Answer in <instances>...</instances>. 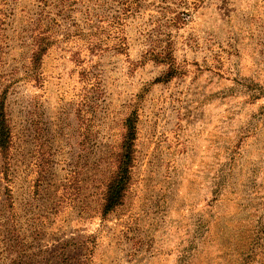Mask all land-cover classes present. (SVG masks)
Listing matches in <instances>:
<instances>
[{
	"label": "rangeland",
	"instance_id": "obj_1",
	"mask_svg": "<svg viewBox=\"0 0 264 264\" xmlns=\"http://www.w3.org/2000/svg\"><path fill=\"white\" fill-rule=\"evenodd\" d=\"M0 108V264H264V0H0Z\"/></svg>",
	"mask_w": 264,
	"mask_h": 264
},
{
	"label": "trees",
	"instance_id": "obj_2",
	"mask_svg": "<svg viewBox=\"0 0 264 264\" xmlns=\"http://www.w3.org/2000/svg\"><path fill=\"white\" fill-rule=\"evenodd\" d=\"M8 141H9V128L6 124L4 112L2 108H0V150H4L8 147ZM124 172L128 173L127 167L125 168ZM121 192H122L121 183L120 180L117 178L109 187L107 206H106L107 211L112 210L114 207H116L119 204Z\"/></svg>",
	"mask_w": 264,
	"mask_h": 264
}]
</instances>
